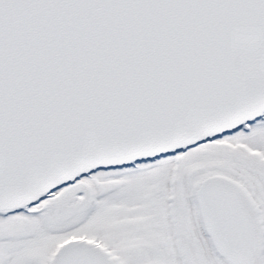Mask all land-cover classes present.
Returning a JSON list of instances; mask_svg holds the SVG:
<instances>
[{"label":"snow or ice","instance_id":"6c2138e0","mask_svg":"<svg viewBox=\"0 0 264 264\" xmlns=\"http://www.w3.org/2000/svg\"><path fill=\"white\" fill-rule=\"evenodd\" d=\"M0 264H264V0H0Z\"/></svg>","mask_w":264,"mask_h":264}]
</instances>
